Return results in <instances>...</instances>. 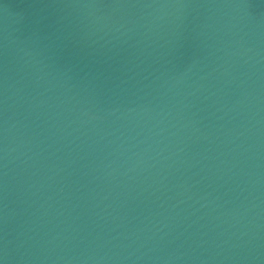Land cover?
<instances>
[{
  "label": "water",
  "instance_id": "obj_1",
  "mask_svg": "<svg viewBox=\"0 0 264 264\" xmlns=\"http://www.w3.org/2000/svg\"><path fill=\"white\" fill-rule=\"evenodd\" d=\"M0 264H264V0H0Z\"/></svg>",
  "mask_w": 264,
  "mask_h": 264
}]
</instances>
